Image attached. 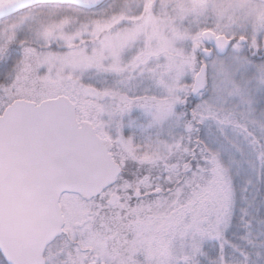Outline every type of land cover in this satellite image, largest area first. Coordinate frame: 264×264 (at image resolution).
Here are the masks:
<instances>
[{
    "label": "snow or ice",
    "instance_id": "obj_1",
    "mask_svg": "<svg viewBox=\"0 0 264 264\" xmlns=\"http://www.w3.org/2000/svg\"><path fill=\"white\" fill-rule=\"evenodd\" d=\"M0 264H264V0H0Z\"/></svg>",
    "mask_w": 264,
    "mask_h": 264
}]
</instances>
